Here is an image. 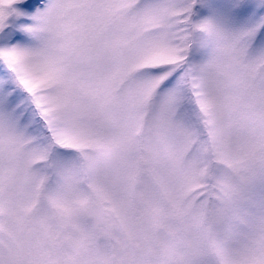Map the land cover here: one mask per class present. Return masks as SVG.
<instances>
[{"label":"snow or ice","instance_id":"1","mask_svg":"<svg viewBox=\"0 0 264 264\" xmlns=\"http://www.w3.org/2000/svg\"><path fill=\"white\" fill-rule=\"evenodd\" d=\"M0 264H264V0H0Z\"/></svg>","mask_w":264,"mask_h":264}]
</instances>
